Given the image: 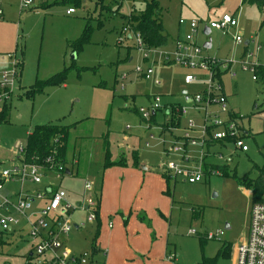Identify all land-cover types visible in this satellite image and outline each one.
Listing matches in <instances>:
<instances>
[{
  "label": "rangeland",
  "instance_id": "1",
  "mask_svg": "<svg viewBox=\"0 0 264 264\" xmlns=\"http://www.w3.org/2000/svg\"><path fill=\"white\" fill-rule=\"evenodd\" d=\"M53 1L32 0L22 7L20 0H0V61L5 58L6 63L0 69L16 71L5 120L0 123V170L18 165L15 144L25 145L36 124L70 126L66 169L71 168L72 158L76 162L71 175L62 180L50 171H38L41 183L9 180L2 194L42 190L48 181L72 204L85 193V205L100 196L97 243L101 248L85 264H203L207 258L215 259V264H231L219 250L222 243L235 244L245 237L251 207L248 188L239 178L246 174L254 178L255 170L264 171V12L242 0H156L168 41L145 50L136 47L135 36L120 33L125 16L143 6L144 0H121L117 14L107 10V6L116 9V0H104L102 9L97 0H82L73 14ZM223 14L236 18V28L203 34V26ZM179 20H195L200 56L228 68L219 66L211 80L208 70L177 61L174 40L184 39L188 32ZM86 27H90L88 40L79 49L72 46ZM234 34L240 42L233 40ZM207 41L210 46L203 48ZM14 56L15 67L11 66ZM138 66L151 68L152 79L137 74ZM254 66L263 70V74L255 72L256 79L250 71ZM60 73L61 81L50 83ZM188 74L195 80L185 84ZM33 86L40 89L25 95ZM208 91L223 93L225 111L215 103L200 102L198 107L187 101ZM154 96H159L161 109L142 117L140 108L146 109ZM172 105L185 107L186 114L178 120L171 117L165 109ZM205 105L208 123L229 117L238 122L241 134L246 133L241 138L247 151L237 150L231 139L213 145L202 142ZM188 120L193 145L182 138ZM105 149L110 161L122 164L104 167ZM201 162L218 165L220 174L212 169L206 176L202 172L200 181L189 183L185 175L173 178L167 171L173 163L185 172H199ZM223 170L228 176L221 174ZM85 183L91 186L89 192H84ZM34 210L33 204L27 213ZM86 216L85 211L71 215L80 227L68 232L65 244L75 252H92L98 220L88 222ZM1 241L0 264H28L26 235L8 233ZM170 254L174 258L169 260Z\"/></svg>",
  "mask_w": 264,
  "mask_h": 264
},
{
  "label": "built area",
  "instance_id": "2",
  "mask_svg": "<svg viewBox=\"0 0 264 264\" xmlns=\"http://www.w3.org/2000/svg\"><path fill=\"white\" fill-rule=\"evenodd\" d=\"M32 0H20L22 7H27ZM66 12L71 14L75 10L71 7L67 8ZM179 24H186L188 32L184 39H177L175 41V55L176 60L183 63L185 66L199 67L201 70H208L210 72L211 80L218 72L219 66L223 69H227L228 66L225 63L217 62L214 59L200 56V46L197 45L195 37L197 33V22L191 20L185 22L179 20ZM208 29H216L222 32L230 29H235L237 26V20L232 14H223L217 22L211 21L205 24ZM120 33L130 34L135 36L137 44L141 47V40L138 34H132L128 26L122 27ZM235 42H240V36L234 34L232 36ZM11 57V55H8ZM17 60L13 65L16 66ZM5 58H1L0 65H4ZM241 68L246 70L247 68L242 65ZM253 72L252 79H256L255 72L256 66L250 68ZM135 72L140 74L144 79H152L153 71L147 67L143 70L141 67H136ZM11 73V74H10ZM231 77L235 74L231 73ZM16 78V71H8L6 69H0V104L3 107L10 99L12 94V86ZM195 80L193 75H185L184 83L189 84ZM153 83L159 84V80L154 78ZM217 88H220L218 85ZM159 96H154L146 109L140 108L142 117L146 118L160 110ZM194 106H198L200 102H204L206 105L215 103L220 106L221 111H225V96L222 94H212L208 91L204 96L194 95L189 99ZM204 108V130L202 136V142L206 143L207 140H229L232 141L234 147L241 151H247V146L244 144L242 134L238 127V122L232 120L229 117L228 120L214 119L208 123L209 112ZM199 107V106H198ZM202 108V106H201ZM166 112L172 115V106H167ZM176 115L181 116L186 114L185 107L178 106L175 108ZM1 123V120H0ZM217 130L213 131V129ZM192 130V121H187V127L184 129L183 139L185 143L195 144V140L190 137L189 133ZM15 149L18 152V165L13 166L10 170H0V239L5 234L17 233L22 231L27 236L30 246V261L33 264H85L91 256L88 252H82L79 254L71 252L64 244L68 232L73 227L71 219L72 211L80 209L87 212L86 221L93 222L96 218V201L95 199L89 204L85 205V194H83L82 202L79 205H74L67 200V194L45 181L44 189L35 190L33 192L19 191L16 194H10L5 196L2 194L4 184L11 181H19L23 183L25 180H29L33 183H41L42 175L38 171H50L61 179L63 166L58 164L54 165L51 157L44 159L45 165H37L34 163H28L23 157L25 145L20 142L15 144ZM202 163L200 164L199 172H185L175 164L170 163L167 165V171L170 176L175 178L179 175H185L186 181L189 183H195L201 180L203 176ZM203 172V173H202ZM44 175V174H43ZM84 192L91 189L90 184L85 183L83 185ZM36 205V210L32 213H27V210L32 205ZM23 221L25 225L20 226V222ZM208 237H212L208 235ZM174 255L170 254L169 260L173 259ZM231 264H264V201H257L251 203V207L248 213V230L245 237L238 240L232 249L230 256Z\"/></svg>",
  "mask_w": 264,
  "mask_h": 264
},
{
  "label": "trees",
  "instance_id": "3",
  "mask_svg": "<svg viewBox=\"0 0 264 264\" xmlns=\"http://www.w3.org/2000/svg\"><path fill=\"white\" fill-rule=\"evenodd\" d=\"M104 0H97V4H100V9L104 8L102 4ZM114 1V0H113ZM117 1V7L114 10H111L109 6H107V10L112 12V14H117L119 7L121 5V0ZM82 0H54L52 3L60 4L63 6L71 7H79ZM247 2L249 4H253L257 6L264 12V0H242L241 3ZM158 2L156 0H144V5L138 7L137 9H132L128 15L125 16L126 25L130 29L132 34H138L141 40V48L148 50L151 48H156L163 46L168 41V34L166 33L160 16L158 14ZM75 10V9H74ZM124 27V26H123ZM90 27H86L82 37L80 40L72 43V46L75 45L78 49L81 46V43H84L88 40V32ZM122 29V28H121ZM133 36V35H131ZM139 47L138 45L136 46ZM21 62L19 63V65ZM256 73L263 74V70L257 68ZM62 73L51 78L50 83H57L62 79ZM40 89V86H33L30 90L25 91V95H31L37 92ZM177 105H172V110L170 115L171 117H175L177 114L175 108ZM6 104L2 107L0 111V120H5L6 116ZM232 116L238 117L236 113H231ZM151 115H154L151 114ZM180 117L177 116L178 120ZM172 122V120H171ZM70 126L61 125L58 123H46V124H36L29 131L27 135V140L25 144V149L23 153V157L26 162L34 163L37 165H45L44 159L46 157H51L54 165H62V176H65V153L67 148V140L69 136ZM224 140H207L206 145H213L215 143L221 144ZM122 161H110V155L107 149H105V156L103 161L104 167H110L113 165H120ZM216 167L218 165L206 164L202 163V170L206 175L212 173V169L217 170ZM226 176H228L227 172L222 171ZM256 176L254 178H250L249 174H246L239 178V182L245 185L250 191L251 203L257 201H264V171L255 170ZM217 173L220 174V172ZM97 202H96V218H97ZM98 230V227H97ZM95 236L92 239V251L96 252L95 247ZM2 239V238H1ZM0 239V240H1ZM231 244L230 243H222V246L219 250L220 256H228L230 255ZM203 264H215V259L207 258L204 259Z\"/></svg>",
  "mask_w": 264,
  "mask_h": 264
},
{
  "label": "crops",
  "instance_id": "4",
  "mask_svg": "<svg viewBox=\"0 0 264 264\" xmlns=\"http://www.w3.org/2000/svg\"><path fill=\"white\" fill-rule=\"evenodd\" d=\"M67 13V12H66ZM74 13V12H73ZM73 13H71V14H73ZM68 14V13H67ZM178 25L180 26L181 24H179V21H178ZM186 25V24H185ZM187 26V25H186ZM188 28V27H187ZM206 28V26L204 25L203 26V28H202V32H203V30ZM177 39H179V38H176L175 40H174V42L177 40ZM245 44H247V41L245 42ZM184 92H185V90H183ZM182 91V92H183ZM181 92V93H182ZM183 95H186V92L185 93H182ZM187 97V96H186ZM150 97H149V101H150ZM189 99L190 98H188L187 99V101H189ZM186 100V99H185ZM167 113V112H166ZM229 113H233V112H229ZM168 114V113H167ZM242 134H246L245 132H243L242 131ZM75 160L72 158V160H71V168L69 169V172H68V174H66V175H71V173H72V168H73V165L75 164ZM114 166V165H113ZM66 169V168H65ZM218 174V173H217ZM61 180H62V178H61ZM248 193H249V195H250V191L248 190ZM83 197V196H82ZM95 201L98 203L97 204V218H95L96 220H98V225H97V227H98V230H97V228H96V234H95V236H97L98 237V234H99V226H100V220H99V201H100V196H99V198H98V196L97 195H95ZM82 202V200H80V201H77V202H75L74 203V205H76L77 203H78V205L80 204ZM76 211H85V210H80V209H77V210H74V211H72L71 213H72V216H73V214L76 212ZM86 212V211H85ZM72 222H73V227L72 228H76V229H79V227H80V224H78L77 223V221H74L73 219H72ZM11 235H15V236H18L19 238H22V235L24 234L25 235V233L22 231L20 234H17V233H10ZM94 236V237H95ZM93 237V238H94ZM97 237H96V240H95V247H96V252L97 251H99L100 250V244H99V242L97 243ZM66 240V239H65ZM1 241V240H0ZM2 242V241H1ZM238 242V241H237ZM236 242V243H237ZM29 243V242H28ZM235 243V244H236ZM64 244H65V242H64ZM67 244V243H66ZM66 244H65V246H66ZM235 244H231V251H230V255H229V257L231 256V253H232V249H233V247H234V245ZM67 247V246H66ZM71 252H73V253H76V254H79V253H82V252H87V251H81V252H75V251H73L72 249H70L69 247H67ZM27 252V253H26ZM26 263H28V264H30V255H31V252H30V246L28 247V249L26 250ZM89 253V252H88ZM93 251L92 252H90L89 254H90V256H91V259H90V262L92 261V255H93ZM89 262V263H90Z\"/></svg>",
  "mask_w": 264,
  "mask_h": 264
},
{
  "label": "water",
  "instance_id": "5",
  "mask_svg": "<svg viewBox=\"0 0 264 264\" xmlns=\"http://www.w3.org/2000/svg\"><path fill=\"white\" fill-rule=\"evenodd\" d=\"M209 31H210V29L205 28V29L203 30V34L207 35V34L209 33ZM209 46H210V42H209V41L204 42L203 45H202L203 48H208ZM182 93H185V92L183 91ZM153 113H154V112H152V114H153ZM68 172H69V170H68V169H65V174H68ZM76 205H78V203H77ZM225 228H228V226H225Z\"/></svg>",
  "mask_w": 264,
  "mask_h": 264
}]
</instances>
